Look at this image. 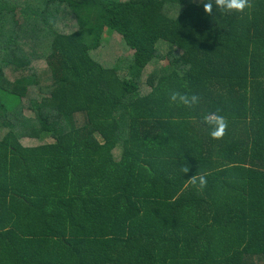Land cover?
Here are the masks:
<instances>
[{
  "label": "trees",
  "instance_id": "1",
  "mask_svg": "<svg viewBox=\"0 0 264 264\" xmlns=\"http://www.w3.org/2000/svg\"><path fill=\"white\" fill-rule=\"evenodd\" d=\"M0 264H264V0H0Z\"/></svg>",
  "mask_w": 264,
  "mask_h": 264
},
{
  "label": "clouds",
  "instance_id": "2",
  "mask_svg": "<svg viewBox=\"0 0 264 264\" xmlns=\"http://www.w3.org/2000/svg\"><path fill=\"white\" fill-rule=\"evenodd\" d=\"M215 4L219 7L222 6L226 10H235L237 12L243 11L248 6V0H215ZM204 11L210 12L212 10V4L211 3H205L204 4ZM179 96L180 102L184 104L195 103L196 102V96H191L190 100L188 97L184 95H179L177 92H172L170 95V100H176ZM205 120L208 124L213 126V130L210 131V136L213 138H219L223 135L224 128L226 126L225 120L221 116H217L215 114H212L210 116L205 117ZM200 186L202 187L205 183L204 178L200 177L199 180Z\"/></svg>",
  "mask_w": 264,
  "mask_h": 264
},
{
  "label": "rangeland",
  "instance_id": "3",
  "mask_svg": "<svg viewBox=\"0 0 264 264\" xmlns=\"http://www.w3.org/2000/svg\"><path fill=\"white\" fill-rule=\"evenodd\" d=\"M106 41H107V39H106ZM41 67V66H40ZM27 114H29V112H27Z\"/></svg>",
  "mask_w": 264,
  "mask_h": 264
}]
</instances>
